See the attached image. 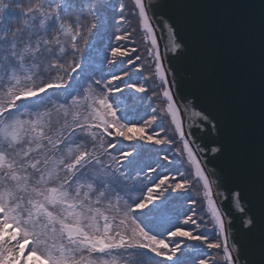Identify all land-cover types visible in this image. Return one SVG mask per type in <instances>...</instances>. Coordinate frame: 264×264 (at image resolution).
I'll list each match as a JSON object with an SVG mask.
<instances>
[{
	"label": "snow or ice",
	"instance_id": "obj_1",
	"mask_svg": "<svg viewBox=\"0 0 264 264\" xmlns=\"http://www.w3.org/2000/svg\"><path fill=\"white\" fill-rule=\"evenodd\" d=\"M203 6L0 0V264H264V0L252 139Z\"/></svg>",
	"mask_w": 264,
	"mask_h": 264
},
{
	"label": "water",
	"instance_id": "obj_2",
	"mask_svg": "<svg viewBox=\"0 0 264 264\" xmlns=\"http://www.w3.org/2000/svg\"><path fill=\"white\" fill-rule=\"evenodd\" d=\"M204 5L191 11L199 16L206 17L213 25L215 34L216 25L230 21H244L254 38L253 46L257 54L255 67L249 55V47L245 44L234 49L225 44L218 46V62L215 70L216 78L224 82H239L244 86L248 98V124L244 129V136L252 139L259 134V68H258V25L261 10V0H192ZM184 37L185 33H181ZM163 44V41H161ZM174 63H176L174 61ZM180 65L177 64V67ZM199 75L195 77L198 79ZM192 90V85H187ZM225 210H229L225 205ZM238 227V223L235 224Z\"/></svg>",
	"mask_w": 264,
	"mask_h": 264
}]
</instances>
